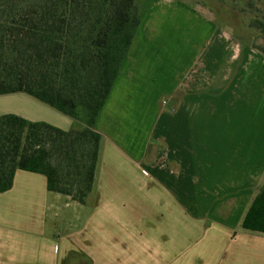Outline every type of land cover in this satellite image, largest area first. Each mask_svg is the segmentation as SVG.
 Returning <instances> with one entry per match:
<instances>
[{
    "label": "crops",
    "instance_id": "0c3cea01",
    "mask_svg": "<svg viewBox=\"0 0 264 264\" xmlns=\"http://www.w3.org/2000/svg\"><path fill=\"white\" fill-rule=\"evenodd\" d=\"M166 44L175 45L170 62L151 63ZM237 46L198 11L152 0L95 124L91 192L80 204L16 170L0 193V264H260L197 246L222 232L231 246L264 248L236 230L264 173V135L243 127L264 112V58ZM4 114L74 125L23 93L0 95Z\"/></svg>",
    "mask_w": 264,
    "mask_h": 264
},
{
    "label": "trees",
    "instance_id": "16d2710c",
    "mask_svg": "<svg viewBox=\"0 0 264 264\" xmlns=\"http://www.w3.org/2000/svg\"><path fill=\"white\" fill-rule=\"evenodd\" d=\"M141 18L136 0H0V95L26 94L74 121L63 131L1 115L0 193L23 170L43 175L49 192L85 202L99 157L95 124ZM249 27L264 40L263 19ZM240 227L264 235V178Z\"/></svg>",
    "mask_w": 264,
    "mask_h": 264
},
{
    "label": "rangeland",
    "instance_id": "374dc122",
    "mask_svg": "<svg viewBox=\"0 0 264 264\" xmlns=\"http://www.w3.org/2000/svg\"><path fill=\"white\" fill-rule=\"evenodd\" d=\"M182 6L186 7L188 10L198 11L201 15L212 20L213 25L218 29H224L227 34H229L234 41H237V48L240 49L242 46L248 48L253 53L260 55L264 58V40L259 35L258 31L249 27L251 20L258 18L264 20V0H173ZM152 0H136L137 7L142 15L144 11L148 8ZM169 26V32L173 34V30ZM166 51L163 50H154L151 63L153 60H158L159 57L163 58L160 63H169L170 59L174 55V44H166ZM177 46V45H176ZM148 58V56H146ZM261 80V79H260ZM257 89V88H255ZM165 97H163L164 99ZM263 103H260L262 106ZM259 109V108H258ZM249 114V113H248ZM248 116V115H246ZM250 119V116H249ZM252 121V122H251ZM251 121L247 123L244 120L243 125H235V127L243 126L245 128L244 134L251 133L255 139L259 136L264 135V112L260 114L259 112L251 118ZM243 140V139H242ZM238 142V141H236ZM244 142V141H243ZM251 142V139H250ZM250 149V148H249ZM60 156L58 153L52 154L51 162L54 165H59ZM233 162L235 161V167L238 165V161H242L243 164L247 162V159L250 160V156L247 154L233 156ZM242 168V167H241ZM240 168V169H241ZM61 176H65V168L63 163L59 168ZM264 172V171H263ZM240 173H242L240 171ZM264 178V173L261 175L260 180L255 184V187L252 190L251 197L256 194L259 186L262 185ZM65 179V177L63 178ZM74 189V188H73ZM250 198V197H249ZM251 198V199H252ZM250 203V202H249ZM248 203V205H249ZM247 205V206H248ZM247 208V207H246ZM241 221V220H240ZM240 221L237 225L236 230L239 234L255 236L260 239H264V235L245 231L240 227ZM62 229V227H60ZM214 236V237H213ZM203 249V253L212 257L215 254V250L218 251L217 257L218 260H226L227 262L236 261L235 258L245 257L251 262H260L264 264V248H260L255 252H250L245 250L243 245L235 244L229 245L226 239V233H216L205 235L202 240L197 244Z\"/></svg>",
    "mask_w": 264,
    "mask_h": 264
}]
</instances>
